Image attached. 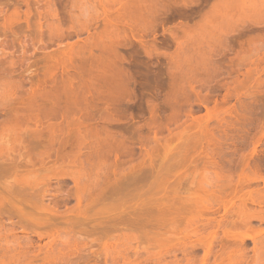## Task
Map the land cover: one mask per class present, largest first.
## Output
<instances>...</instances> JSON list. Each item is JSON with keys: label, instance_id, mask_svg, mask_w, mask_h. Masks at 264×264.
Listing matches in <instances>:
<instances>
[{"label": "rangeland", "instance_id": "obj_1", "mask_svg": "<svg viewBox=\"0 0 264 264\" xmlns=\"http://www.w3.org/2000/svg\"><path fill=\"white\" fill-rule=\"evenodd\" d=\"M113 1L115 3L116 1H118L117 6H115L116 4L113 2L114 4L113 7L115 10L116 8H118L119 6L118 4L120 3L119 2L120 0H113ZM132 1L133 0H129V1L121 0V2L128 5L129 9ZM179 1L180 0H177V4L175 5L176 8L172 6L173 10L171 8L172 10L171 12L170 10L169 12L167 11L168 13L163 12L164 17H162L163 13H161V18L168 17L167 22L169 21L167 23L166 20L164 21L163 19L164 23L166 22V24H164V27L167 28L168 26L172 27L173 24H176L174 26L180 24L181 21H183L184 17L182 18L181 15L179 14L190 15L189 17L190 19L188 18V20L191 22H189V24H193L194 21L197 22V20H199L198 14L200 13L197 10H200L199 9L200 6L203 4L205 5L206 3L207 7L204 5L203 8L201 7L202 8L201 11L204 12L207 10L206 8L210 9V7L208 6H211L210 3L212 4L215 0H200V1L196 0L195 2L196 6L191 4H190L191 6L184 5L185 9L182 8L181 6L182 3ZM111 3H112L111 0H0V49H2L3 45L6 46L8 43L7 47L14 48L13 50H15L14 52L16 53V55L13 53L14 55L5 54L2 56L0 54V156L2 155L1 158L3 157L2 159L1 158L0 159L3 160L2 162H4L5 164L12 163L13 161L12 166L13 165L16 166V170L14 169L15 167L13 168L12 166H10L11 169L8 166V169L6 168L7 169L6 170L4 167L5 165L2 164L3 165L2 166L0 164V166L4 167L3 169H1L2 167H0V169L2 170V171L0 170L1 171L0 210L2 211L0 212L2 213L0 215V226H1L0 249L5 248V251L0 250L1 252H3V254L1 255L2 257H0L1 259L3 258V260L0 261L1 262L0 264H174L176 260H177V263L175 262L176 264H199V262L201 264L202 262H204L205 264L206 261H204L203 250L206 249L205 248L206 246L202 245L205 246L204 247L205 249L202 248L201 245L198 246L199 248L198 247L197 248L195 247V249H193V247L191 248L190 244L192 239H196V238H192V236L194 237L197 234L189 236L190 230L192 228L194 229L197 228L198 231L199 228L201 232L200 233L201 236L205 235L202 236L204 240L205 237L207 238L209 236L208 241L212 232H216L215 234H217L218 236L219 239L218 241H220L221 240L220 237L223 236L224 237L222 238V241H224L225 239H227L225 238V235L222 234L224 233V231H222L224 225H225L224 230L227 227H229L228 228L229 231L231 228L232 229L234 228L233 230L230 231V233H227V235L231 234L230 236H232V238L235 239L232 241L235 242L236 239L237 238L240 239V237L242 238L244 237L248 239H243L244 242L241 241L240 239L239 241L235 243L233 242V244H231L230 246L231 248L232 245L234 246V244L235 246L237 244L239 245L238 247L240 248L235 249V247H233L235 250L238 251L237 253H234L236 252L235 250L232 251L230 250L231 252H229V248H230L229 246H228V252L227 250H224L226 249L227 244L230 245V243L232 242L231 241L232 238L228 239L229 242L224 246L221 244L222 241L219 243V245L221 244V247L226 246L224 249H222V252L218 251V249L220 250V247L217 246L218 243L213 244L210 252L212 256L210 258L209 256L207 257L209 258V260H207V258L205 259L208 261V264L211 263L214 264L215 261L212 258L214 255H216L214 256V258L219 256V258L218 257L216 258V260L218 259L217 262L219 264V260L226 253L228 254H226V256L222 261L220 260L221 262L220 264H264V257H262L264 253L263 250L264 247L261 246L264 245L262 244L264 240L261 241V239L264 238L260 236L257 237L255 235L257 233L256 232L257 227L264 228V224L262 223L260 224L257 220L259 217L263 218L264 216V184H263L264 183L263 180L264 179V134L261 137L262 139H260V141L257 144H255L256 139H253V136L254 137L260 136L259 135L260 129L264 130V118L260 119V122L262 120L261 123L263 125L261 123H258V121L257 124L255 125L256 122L254 121L255 122L254 123L252 119H248L249 118L247 115L248 113H245V112H250V110L254 111L255 109H257L254 112L255 113L257 112L256 115H258V117L264 115V72L262 71V73L259 74L261 69L264 68L263 66L264 58H262L264 57L263 56L264 49L262 50V48L264 47L263 45L264 39H260L256 43V46L263 45V46H259L261 51L257 50L258 52H261L263 54L262 56L259 53H255L256 49L258 48L255 49L253 46V49H255V51L253 50L255 53V54L253 53V55L259 54L258 56H261L262 58V60L260 58L261 62L259 63L256 59L258 58V56L257 57L255 56L254 58L258 63L257 62L252 63L253 65L256 64L255 65L256 68L255 66H253L252 70L255 68V71L258 70V72L254 71L255 73H253L252 70L250 71L249 69L251 68L252 65L249 66L250 63L247 61L248 65L247 63H245L247 66L243 64V66L238 67V70L239 68H241L240 71H238L235 68L238 72H240V74L237 75L238 73L236 74V70H232V71L229 70L228 67L229 63L227 64V61L230 62V60L234 59L233 54H234V47L236 46L235 40L237 39V37L236 35L234 37V35L232 34L234 32L230 33V30L229 32L227 30L226 32H228L230 39L232 37H234L235 39L234 44L230 42L231 43L230 46L231 48H233L230 50L233 51L231 52L230 50L229 51L227 50V52L230 53L226 54V51L218 49L216 50V53H214L215 55L214 54L213 55L215 57L217 56L218 59L221 61H222L221 57L224 55L227 58L229 57L233 59L225 60L227 58H224L222 63L224 61H226V63H223L221 76H217V77L216 74L212 73L211 70L208 71L210 68L207 69L208 66L206 67V65H205L206 69L205 67H203L204 75H206V77L203 76V72H202L203 70H201L202 68L201 69L199 68L201 66H204V64L203 65H201L202 63L199 65L197 64L198 59H196L195 55L198 52H195L196 50H193L194 48H197V45L195 42L191 41L192 43H194L193 45L195 47L191 45L193 49L188 48V46L190 45L186 40L185 42L188 44L187 47L186 45L184 46L187 49H191V51L186 50L184 48L185 51H187L186 52L187 54L183 55V53H185L184 51L183 53L180 54V57L181 55H183L182 58L185 61L187 60L186 64L188 65V66L185 65L184 62L181 61L183 64L182 67L183 69L189 67L188 70L191 69L193 70L192 67H196V66L192 62L194 61L192 57L195 56V59L197 60V61L195 60L196 62L195 64H197V67L199 66L198 68L199 70H197V72L195 71V73L198 72L200 73L201 71L202 76L199 74H196L197 75L196 76L193 73L194 71L192 72L191 70L187 72L186 70L185 73L188 77L187 76L185 77H187V81L189 79V75H188L189 72H192L190 73L192 74L190 75L192 76L190 77V79L192 78L191 79L192 82L189 81L191 85L188 82L189 85L188 84L187 85L188 87L190 86L191 90L189 91L187 89L190 92L189 93L185 89V92H183L185 93V95L181 93V90L184 88H181L180 91H178V93L176 92V94H174V96L172 95L169 97H166L167 95L164 96L163 95L164 92L162 91L167 90V88H165L166 81L164 82L165 84L163 86V89H157L159 92H157V94L155 95L158 98H156L154 101L157 100L156 102H158V104L160 103L158 107V113L160 116L162 115L161 118L167 117L164 120L162 119V121H165L164 122L165 124H162L165 128L161 127L160 129H163L162 131L160 129L156 131L155 128L154 130H152V128L147 129V127L146 129L149 131H145L146 130L145 127H144L145 130L141 129V134H143L142 138L145 137L144 139L146 141V142L144 141L145 143L143 142L145 144L144 145L145 148L141 147L143 146L142 145L143 143L140 146L139 144L140 141L138 140V142L135 141V144H133L134 146L132 145L131 147L130 145L133 154L130 153L129 147L126 148L129 150V151L127 150L126 153H125L126 150L125 148L124 151H122L123 150L122 148H119L118 149L119 151H121L122 153L124 152L123 153L124 157L122 153H120L118 150H117L118 153H116V151L115 152L110 151L111 153L108 151L109 154L112 153L115 154L109 156L107 154L108 152H105L104 157L108 156L107 157L108 159L106 158L105 160V158L103 157H101L102 159H100V157H97L99 156L97 154L96 156L94 155V153L91 154L90 150L88 149L85 143L79 142L78 144L74 141H71L73 145L75 144L74 146L78 144V146H76L78 147V150L79 149L81 150V148L83 147L81 150L82 151L81 152L82 155H81V153L77 150V148L75 149V147H73L72 145L73 150L74 149L76 150V151L74 150L73 152V154L75 153L73 157H71L72 154H69L71 155L70 157L66 155L68 154L66 152L67 148H69L71 145L68 144L69 147L67 146L65 148L66 150L65 149L63 150L62 148L59 149L60 147L57 146L58 145L57 143H59L57 141H60L61 143V138H62V135L60 134V127H62L60 124L61 119L60 117H57L59 114L56 115L57 113L55 114V112H53L55 116L52 115V112H50V110L47 109L48 107L51 106V105L49 106L48 104H50V101H52L53 98H56L57 96L61 97L63 96V93L67 94L66 93L67 89L60 83L62 82L60 78L62 77L63 78L62 80L64 81L65 79L66 81V72L68 71L69 73H71L72 68L76 65L73 63V61L76 60L77 56L78 57L80 56L83 59L89 58L86 57L85 55L81 56L82 54H87V52L86 53L82 52L83 50V49L81 50V47L83 48L82 45L83 44L88 45L90 43H93L92 41H96L95 40L96 38H94L93 36L96 34V32L98 33V31H99L98 37L105 35L102 34L105 33L103 32V30H105V26L101 20H104V18L106 19V15L114 14L113 7L110 10L112 5ZM123 3L120 5H123ZM102 4L104 6L106 5V9H108L106 10L107 12H103ZM120 7L121 6H119V9ZM125 7L122 6L123 9ZM128 8L126 9L129 10ZM119 11L121 12V10ZM175 11L177 13L179 11L180 13L176 14ZM124 12L123 14H125ZM196 12L197 14H195ZM168 15H173V16L169 17ZM178 15L182 18V20L180 19V22H179V18L177 21V17H179ZM263 20L260 22L261 23L264 22ZM262 24L260 26L255 25L257 28L259 26L258 29L257 28L255 29V26H253L250 30L251 33L249 31L246 35L245 34L246 32H244L242 35L246 37V36H254L260 34L262 30L264 31V26ZM37 26H39V28ZM82 27L83 29L81 31ZM87 27L89 31L87 30ZM124 28L123 31H126ZM92 29H96L97 31L96 30L92 31ZM38 30L40 32H37ZM156 31H157L155 32L156 41L162 40L164 45L166 46L165 48H161V49L162 50L165 49L164 52H167L166 53L167 55L169 53H173L176 47L174 46L173 42L170 40L168 33L162 32L160 26L157 27ZM209 31L210 33L212 32L210 29ZM35 32L39 35L37 36ZM87 32L88 34L90 33L89 37L92 38L87 37L88 36ZM197 33L196 35L195 33H193L194 36L193 40H195L196 37H198L199 39L200 33L198 34ZM207 34L209 35V32ZM69 35H71L72 37ZM208 35H206V37ZM144 36L146 37V38L144 37V39H146L147 42L153 41L152 38L154 36L152 35V33L151 34L149 33L147 35L145 34ZM180 36H181V32H180ZM209 36L210 39L209 37L207 38L210 43L208 41L205 42L208 45L209 44L212 45L210 41L212 35L210 34ZM241 36L238 38V40L240 41L243 40V43L245 40L247 42V40L249 39V38L246 39L247 37L245 38ZM205 39L203 40L199 39L202 45L203 44L205 45V43H203ZM230 39L229 41L233 40V38L232 40ZM84 40H88L87 41L88 43L87 42L85 43ZM74 41L76 43H73ZM32 44L35 45V48ZM69 44L70 47H66L69 46ZM71 44H75V45H71ZM132 44H133L132 47L136 48L137 49L136 51L138 52V50H140L139 44L138 43L136 44L135 42L134 43L132 42ZM246 44L245 43L243 44L244 47ZM208 45H205L206 48L209 47ZM63 46H65L66 50L67 48H69L68 50H73L72 51L73 53H71L70 51L66 52ZM78 46L79 48H77ZM32 47L34 48L35 51L32 49ZM60 47L63 49H61ZM132 47H131V51H129L130 47L125 49L119 48V51L127 55L128 52H132L135 50V49L133 50ZM38 48L39 50H37ZM236 48L238 49V46H236ZM23 50H25L24 53H22ZM56 50L58 51V53L56 52ZM77 51L81 55L80 54L77 55L78 54ZM188 51L190 53H192V51L195 53L194 56L191 57V59L190 57H188L190 55ZM43 52H45V55L42 54ZM46 52L48 53L46 54ZM50 52H52L53 54H50ZM59 52L62 53L60 54ZM69 52L71 54H68ZM74 52H76L77 54H75ZM94 53H96V51ZM139 53H140L139 56L143 58L144 56L142 54V50H140L138 54ZM218 53L222 54L220 55L221 57L219 56ZM57 54H59L60 57ZM56 55L58 57H55ZM253 55L251 59L254 60ZM40 56L42 57V59ZM62 57H65L63 58V61L62 59H58ZM141 57L137 59L139 60L146 59V61H148L147 58L142 59ZM164 57L159 56L158 62H160L163 65H166L167 58ZM180 57L179 59L181 60ZM47 58H49L50 61H48ZM214 59H215L214 61L217 62V58ZM46 61L49 67L51 68V70L49 67H46L47 65ZM69 61L72 62L74 66L73 65H72L73 67L68 66L71 70L69 69L70 71L66 70L65 72L63 70H65L66 68L68 69V67L65 68L64 66H67ZM156 61L157 59L156 58L154 59L153 57L149 60V63L150 62L155 63ZM219 63L221 64V62ZM234 63H232V66H234ZM257 64L258 65L260 64L259 67L257 66ZM68 65H70V63ZM54 66L55 68L56 67L57 68L55 69ZM130 68L132 70L134 69L132 66ZM249 71L252 73H249ZM209 72L212 73V75L209 74ZM245 72L246 73L248 72L249 73L248 75L254 74L253 76L256 77L252 78L251 77L252 75H250L249 77H251L252 78L251 79L246 75L251 80H248V78H246L248 81L246 80L247 82L245 84L243 83L244 81L243 79H245V76H243V74ZM256 73H258V75H256ZM34 74H39L38 75L39 77H37ZM49 74H51L52 76ZM37 78L38 79L40 78L41 81L38 80ZM55 78L56 80H54ZM141 78L138 77L139 82H141L140 81ZM196 78L197 79L199 78V80H195ZM202 78L205 79L203 80ZM51 79L53 82L50 81ZM35 80L36 81L38 80L41 83L38 82L37 85ZM141 80H142L141 83H143L144 81L143 78ZM238 80L239 82L243 80L241 82L244 84L242 86L243 88L239 86L241 85V83H238ZM187 81H185V83H187ZM64 82L63 84L65 85ZM45 83L46 84L49 83L50 85L51 84L52 85L51 86L46 85ZM151 83L152 85H149L150 87L147 86L144 87V89L142 86L139 87L138 92L146 91L147 93L150 92L152 93L154 90L153 85L155 83L152 81L149 84ZM236 83H238V85ZM34 84H36L37 88L34 86ZM30 86H33L34 88ZM60 86L61 89H59ZM62 86L64 87L63 89L65 90L62 89ZM244 87H246V89ZM145 88L146 89L150 88V89L149 90L147 89L148 90L147 91ZM185 88H187V86ZM35 89L37 90V92H34ZM40 89L41 92H43L44 96L41 95V93L39 92ZM49 90L54 92L55 94L50 93ZM59 90H63V91L60 92ZM32 92L35 94L37 93V95H34ZM38 93H40V97L42 96V99L43 97L45 98L44 99L45 101L46 99L50 100V101L48 100L49 102L48 104H45L47 105V107L44 105L43 102L44 100L38 98L39 97ZM56 93H58L57 96H55ZM29 94L33 96V99L32 98L29 99L30 102H28L27 100L28 99L27 97L30 96ZM51 95L52 96L54 95V97H52ZM68 95H70L69 92ZM34 96L37 97V99L36 98L34 99ZM172 97L176 99L175 100L171 99ZM185 97L187 99H185ZM253 98L255 100H253ZM161 99L162 102L164 101V104L166 103L165 107L163 105L161 106V104H163L160 102ZM39 100L42 101L44 107L42 106V103ZM167 100L169 101L174 100L173 101L174 103L171 104ZM45 103H47V101ZM41 107L43 109H40ZM70 107L71 108L68 109L73 110L71 105ZM160 107L163 108L161 109ZM134 108L135 107L129 108L134 116V121H138V124H143V122L146 121L145 120L146 117L148 120L149 113H147V111L145 110L146 108L144 107V105L142 106V109L135 108L136 109L135 110ZM142 110L144 111L143 113ZM51 111L53 110L51 109ZM67 113H66V117L70 119L69 122V120H67L66 118L67 123L68 122L73 123L72 119H75L74 118L75 116L73 117V114L75 113L71 112V110H69V112L67 110ZM69 113H73V114H69ZM50 115H52L54 119H52V116ZM70 115L73 118H69ZM168 115L170 116V118L172 116L174 118L172 117L170 119ZM56 119H59L58 120L59 123L57 122ZM248 120H250L249 123ZM36 121H39L40 123L38 122L36 123ZM56 122L58 125H52L53 123L55 124ZM69 123L68 125L71 127V129L70 127L67 128L68 126H66L65 128L69 129V131L70 130L73 131V127H72L73 125L71 123L72 125L71 126ZM126 123H127L126 121H122L118 123V126L116 124H113V127L116 126L117 128H119L120 126V128H124ZM50 124L52 126H56L54 127V129L56 128L57 130V131L56 130L53 131V127L52 129H50V131L54 132L52 137L53 138L55 137L54 138L55 141L57 140L56 141L57 145L56 144L53 145L55 141H53L54 143L52 142V140L47 141L49 143L52 142L50 145L53 146L51 147L53 148V150L50 148L49 143L47 144V142L44 141L46 140L45 136H44V140L43 138H41L43 140V142L41 141V145L40 142L38 143L40 138L37 139L38 137L37 138L35 137V139L38 141L37 142L36 140L33 141L35 136L34 133L35 132L40 133L37 130L40 131L42 130L45 132L47 126L51 127ZM37 125H39V127ZM131 125L132 124H130V126L127 128L131 129ZM261 125L263 126V128ZM58 126L60 127L58 128ZM257 126H260L261 128L259 127L260 129H258ZM256 129L257 132L255 131ZM151 130L153 131V134H151L152 132ZM263 130L261 132H264ZM50 131L46 130L45 134L44 132H41L42 134H38V135H40L39 137L41 136L43 137V134L46 135V133ZM154 131L157 132V134L154 133ZM53 132H51V134ZM62 132H65V130ZM30 133H33V135H30ZM51 134L50 137L46 135L49 140L51 139ZM146 134H148L149 137ZM257 134L259 136H256ZM26 135L31 136L32 139L31 144L32 145L34 144L35 146L34 145L32 146L30 144L29 141L30 138L26 137ZM134 137L135 135L133 136V140L137 138ZM153 137L155 138L157 137L156 140L159 139L157 140V144L156 142L154 143L155 140H152ZM27 138L29 144L32 147L28 146V144L26 143ZM26 145L28 148H24ZM79 145L81 146V148H79ZM56 147L59 150L56 149ZM72 147H70L69 149H71ZM27 149L32 151L30 154L28 150L30 154L29 158L27 156L28 153L27 152L25 153V150ZM254 149L256 151L255 153H253ZM142 150H146V151L144 152ZM64 151L66 152V154H64L65 153ZM51 152H53L54 155ZM56 152H58L59 154H64V156L66 155L65 157L67 158L69 157V158L67 159L61 155L58 157ZM146 152H148L150 157L152 158H150L149 155H146V158L144 159L145 156H143L142 154ZM77 153L78 154L80 153L81 155V156L79 155L80 158L76 155ZM87 154L88 155L90 154V156L88 157ZM55 155L59 159L58 158L56 159ZM100 155L102 156L103 154ZM91 156L94 157L90 159ZM60 157H64L65 160L64 159L62 160V158L60 159ZM94 158H97L99 161ZM183 159L184 161H181ZM115 161L117 162L115 163ZM150 161L153 162L151 163ZM140 162H142V164ZM244 163L245 164L247 163L248 166L247 164L245 165ZM179 164H181L182 166L181 165L179 166ZM255 164L256 166L258 165L257 167H259L258 172H255V167H253L255 166ZM141 165H143V167H141ZM9 169L10 170L14 169L15 171L9 172ZM3 170L4 171L6 170L8 173L6 171H5L6 173H4ZM127 170L130 172L129 175H128L129 172L127 173ZM130 170L131 171L134 170L136 172H131ZM137 170H139V173ZM133 174L137 175L135 176V179L137 181L134 179V176H132ZM119 176L122 177L126 176V178L128 177L127 179L124 177L126 181H130L129 177L132 176L133 181L131 178V182L130 183L127 182L128 185L130 186L124 184V182L126 183V181H124L122 184V179H121L122 177ZM118 177L121 181L118 180ZM118 181H120L119 184ZM123 185H125V187L120 188V186ZM233 191L234 192L236 191L237 193H234ZM173 193L174 195H172ZM176 193H177L176 196L177 200L181 198L183 201L184 199V203L181 201L182 205H184L183 207L180 204V201L178 202L179 205L181 206H179L178 203L174 202L176 203V205L179 206L180 209L184 208V210L182 211L184 212L183 214L180 212L181 210H179V213H177V215H181V216H178L177 218H175L177 215L176 216L174 215L176 213H174L173 215L172 213L170 214V211L175 212L176 209L178 210V206H175L173 203H172L173 205L170 204L171 202L174 201ZM231 195L233 196L237 195L236 199H233V196ZM173 196L174 198H172ZM165 197L166 199L169 198L171 201L169 199L166 200ZM227 200L232 201V202L231 201L228 202V204L232 203V206L230 205H228V207L226 206ZM167 201L169 203H167ZM223 201L225 202V205ZM170 206L172 207L175 206V208L176 207L177 208L175 210H172L174 208L171 209ZM223 206L224 207L226 206V208L228 209L227 210L228 213L224 211L225 209L224 210L222 209ZM185 207L186 208L188 207L187 210H185L186 209ZM211 207L213 209L216 208L215 212L216 213L219 212V213L216 214L214 212L215 213L214 214L213 213L214 210L212 211ZM157 208L160 210V212L161 210L165 209L167 211V213L165 214L166 217L164 216V213L161 214L159 210H157ZM206 208L207 209L210 208L214 215H212L211 213L208 214V212H210L209 211L210 209L206 210ZM217 208L219 209V211H217L218 210ZM150 209L151 210L153 209L152 212L149 211ZM52 210L55 211L56 213L54 212L52 214L53 212ZM147 210L149 211V213H147L148 212ZM165 210H163L162 212H166ZM17 211H20V213L25 212V214L27 215L25 217H28L29 215L28 219L27 220L24 219L22 215L19 217L17 215L19 212L17 213ZM100 211L102 212L103 215H100L101 213ZM153 211L155 212L157 211L155 215ZM223 211L225 212L226 215L223 213ZM78 212H80V215ZM252 215L253 216L258 215L257 216L258 218L256 219L254 217H249ZM246 216L249 217L250 220L249 218H246ZM159 217L163 219V222L161 219H159ZM208 217L210 218L213 217V220H215V222H219L215 224L219 227L221 226L220 223L222 222L224 223V221H226L227 223H225L224 225L222 224L223 227L221 226L222 229L220 227L221 229L220 231L218 230L219 228L217 229L216 227H214L213 225L214 221L212 220V218H211L212 221L210 222V219L208 220ZM222 217L224 219H222ZM244 217L246 219L245 222L249 220L250 223L249 221H247V223H243L244 222L243 221L242 224L240 225L239 223L242 220H244ZM29 218L30 220L32 219L33 221L30 222L31 225L29 223L30 221ZM153 218L155 219V221L158 218L156 224H159L160 220H161L160 222L163 223V224L161 223L159 225L160 227L158 228H157L158 225L156 226V228L159 230L158 232H155L157 230L152 229L155 227L156 224L154 225V227L148 224L150 221L153 220ZM171 219L173 220L176 219L175 223H173ZM207 220L208 222L211 223L212 225L211 228L209 226L210 223H208ZM217 220H220L221 222ZM153 221L150 222V224L153 225L154 223ZM165 221L167 222L170 221L169 224L173 226L171 227L172 229L169 227L170 225L166 226V224L168 223H166ZM228 222L235 225V227H233L232 225L226 227V225H230V223ZM11 223L13 226L11 225ZM33 223L35 225H33ZM146 223L148 225H145ZM172 223L175 225H172ZM203 224L205 226L208 225L207 228H205ZM162 225H165L164 229L162 228ZM11 226L12 228L14 227L15 229V230L13 229L14 233H11L12 232ZM78 227H80V230L78 229ZM9 228H10L9 230L10 232L6 231V229L8 230ZM213 228H215V230L217 229L218 232L215 230L212 231ZM253 228L256 229L255 232L253 231ZM166 229L168 230L166 231ZM195 230L194 232L197 233V231ZM82 231H84V233ZM160 231L161 232L164 231V232L160 234L159 233ZM208 232H210L211 234ZM154 233L156 234L159 233V234H157L156 236ZM197 236L200 235L198 234ZM249 236L254 237V239L252 240L251 237ZM187 237L188 240L186 239ZM214 237L213 239L214 241H216L217 238L215 237L216 238L215 239ZM198 238L199 237H197V239ZM213 239L210 238V240L212 241ZM196 240L193 241L195 242ZM214 241L212 243H215ZM253 241H255L257 250L256 248H254ZM197 242L198 240L195 242V244ZM206 243L207 242L205 241L204 244ZM192 244L191 246H193ZM241 244H245L244 247ZM197 245L199 244H196L195 246ZM214 245L216 246L213 248ZM258 245H260V247L263 248L261 249L262 254H260L261 251ZM184 247L185 250L186 248H188L187 250L189 251L186 254L181 252L184 250L182 249ZM6 249H8V252L11 253L10 254L5 253L7 252ZM239 250L244 251V253L243 252L241 253V251L239 252ZM223 251L224 252L226 251V253H224ZM8 255L9 256L11 255L10 256L11 258L6 257ZM194 259H195V263H193L192 261ZM201 259L203 261H201Z\"/></svg>", "mask_w": 264, "mask_h": 264}, {"label": "bare ground", "instance_id": "obj_2", "mask_svg": "<svg viewBox=\"0 0 264 264\" xmlns=\"http://www.w3.org/2000/svg\"><path fill=\"white\" fill-rule=\"evenodd\" d=\"M112 1V5H111V8H110V6H109V8H110V10L112 9V7L114 6V4H113V0H111ZM123 1V0H122ZM129 1V0H128ZM200 1V0H199ZM101 2V1H100ZM117 2L118 1H116V5L115 6H117ZM120 3L118 4L119 6H121L120 7V9H119V6H118V8H116L115 10H114V7H113V10H114V14L113 15H106V19L104 18V20H105V22H104V20H101L102 21V23H104V26H105V30H103V32H105V33H102V34H105L104 36L102 35V36H100V37H98V33H99V31H98V33L96 32V34H95V32H94V38H96L95 40L96 41H92L93 43H90V44H83L82 46H83V48L81 47V50H82V52H84V53H86L87 52V54H80L78 51V54L76 53V52H74L75 54H77V55H81V56H83V55H85L86 57H89V58H86V59H83V58H81L80 56L78 57L77 56V58H76V60H75V57H74V60L76 61V63H75V61H73V63L74 64H76L75 66H74V64L72 63V62H68V64L70 63V65H68L67 64V66H64L65 68L66 67H71L72 65L74 66H72L73 68H72V71H71V73H69L68 71L66 72V70H69L70 68L68 67V69L66 68L65 70H63V71H65L66 72V81H65V79H64V81L62 80L63 78L61 77H59L60 79H61V81L62 82H60L64 87H66V89H67V94H65V93H63V96H57V94L58 93H56V95L55 96H57L56 98H53V100L52 101H50L49 99V101H50V104H48L49 102H48V100L46 99V101H47V103H45L46 101L44 100L45 98L43 97V99H42V96L40 97V93H41V95H43V92H41V89H40V93H38L39 94V99H42V100H44L43 102H44V105L45 104H48L50 107H48L47 109L48 110H50V112H52V115H54L53 114V112H55V114L56 115H58L57 117H60V119H61V126L62 127H60V126H58V128L60 127V134L62 135V138H61V143H60V141H57V142H59L60 144H61V146H60V144L59 143H57L56 141H55V137L53 138L52 136H53V134H54V132L53 131H55L56 130V128L54 129V127H56V126H52V125H58L57 124V122L59 123V119H56L57 120V122L54 124H50L51 125V127L50 126H47V128H46V130L47 131H50V129H52V127H53V131H50V132H47L46 133V135L48 136V134L50 133L51 134V132H53L52 134H51V139L49 140L48 139V137H50V134H49V136L47 137L46 135H44L45 134V132H46V130H45V132L44 131H40V130H37V131H39L40 133H34L35 134V136H34V140L33 141H35L36 139H35V137L37 138V139H39V141L38 140H36V142L38 141V143L40 142V145H41V141L43 142V140H44V136H45V139L46 140H44V141H51L52 140V142L53 141H55V143L53 144V145H55L56 143L58 144H56L58 147H60L59 149H65L67 146L69 147V145H71L70 147H72V142L71 141H74V142H76V143H78L79 144V142L80 143H85L86 145H87V147H88V149L90 150V152H91V154L92 153H94V155L96 156V154L97 155H99V156H97V157H100V159H102L101 157H103V158H105V160H106V158L108 157H104V155H105V152H110V151H116V153H118L117 152V150L119 149V148H122L121 150L122 151H124L126 148H128L129 147V150H130V153H132V150H131V147H132V145L133 144H135V141L136 142H138V140L140 141L139 142V144H140V146H141V144L145 141V137L144 138H142V136H143V134H141V129H144V127H145V129H146V127H147V129L149 128V129H151L152 128V130H154V128L156 129V131L157 130H159L161 127H164L162 124H165L164 122L165 121H162V119L164 120L165 118H167V117H164V118H161L162 117V115L160 116L159 115V113H158V107H159V105H160V103L158 104V102H156V101H154L156 98H158V97H156V95L155 94H157V92H159L157 89H163V86H164V84H165V88H167V90L166 91H162V92H164V96H166V97H169V96H174V94H176V92L178 93V91H180V89L181 88H184V89H182L181 90V93L182 94H184L185 95V93H183V92H185V89L187 90H191V88H190V86L188 87V82L189 81H191L192 82V78L190 79V77H192V76H190V75H192V74H190V73H192L193 71V73L196 75V74H199V75H201V71H200V73L198 72V73H195V71L197 72V70H199V69H201V70H203L204 68L203 67H205V65H206V67H207V69H209L208 71H212V73H215L216 74V77L217 76H221V72H222V66H223V63H226V61H224L223 63H222V61L224 60V58H227V57H225V55L224 56H220V55H222V54H219V56L222 58V61L221 60H219L218 59V57L216 56H214L215 54L214 53H216V50H218V49H221V50H223V51H226V54L228 53H230V52H227V50L229 51L230 49H233V48H231V46H230V44L232 43V44H234V37H235V35H236V37H237V39L235 40V43H236V46H238V49L236 48V46L234 47V59L233 58H227V59H225V60H230V59H233V60H230V62L229 61H227V64H228V67H229V70H238V67H241V66H243V64L244 65H246L245 63H247V61L250 63V65L249 66H251V68L249 69L250 71L252 70V68H253V66H255V65H253L252 63H256L257 61L260 63L261 62V60H262V58H264V57H262L261 58V56L263 55L261 52H258L259 50H260V48H259V46H263L264 45V43H263V45H259V46H256V43H257V41H259L260 39H264V31L262 30V32L260 33V34H257V35H254V36H243L242 34L244 33V32H246L245 34L247 35V33L251 30V28L253 27V26H257V25H261L262 23H264V22H260V21H262L263 20V18H264V0H215L212 4L210 3V5L211 6H208V7H210V9H208V8H206L207 10V12L206 11H201L202 10V8H203V5H201L200 6V10H197L198 12H200L199 14H198V16H199V20H197V22H193V24H189V22H191V21H189L188 20V18L190 17V15H185V14H179L180 12L178 11V13L176 12V14H179V15H181V17L183 18L184 17V19H183V21H181V23L180 24H178L177 26H174V25H176V24H173L172 25V27H164V24H166V22H167V18H161V13H163V12H165V13H168L169 12V10H170V12L173 10V7L172 6H174L175 7V5L177 4V0H133L132 2H131V6H130V9L128 8V5L127 4H125V3H123V2H121V0L119 1ZM179 2H181L182 4H181V6H182V8H184L185 9V6L184 5H189V6H191V5H195V2H196V0H180ZM198 2V1H197ZM212 2V1H211ZM123 3V5H120V4H122ZM108 4V3H107ZM129 4V3H128ZM191 4V5H190ZM122 6H126L124 9L122 8ZM196 6V5H195ZM204 6H206L207 7V5H206V3H205V5ZM187 7V6H186ZM198 7V6H197ZM196 7V8H197ZM202 7V8H201ZM102 8H103V12H107L106 10H108V9H106V5L104 6L103 4H102ZM126 8H128L129 10H127ZM171 8H172V10H171ZM176 8V7H175ZM181 8V7H180ZM181 8V9H182ZM188 8V7H187ZM195 8V9H196ZM123 9V10H122ZM183 9V10H184ZM198 9V8H197ZM119 10H121V12L123 11L124 12V10H125V14H123V12L121 13ZM127 10V11H126ZM177 10V9H176ZM130 11V12H129ZM168 11V12H167ZM185 11V10H184ZM113 12V11H112ZM203 12V13H202ZM185 13V12H184ZM172 14V13H171ZM195 14H197V12L195 13ZM104 15V14H103ZM164 15V13L162 14V17H164L163 16ZM175 15V14H174ZM178 15V16H179ZM111 16V17H110ZM169 17L171 16H173V15H168ZM180 16L179 17H177V21H178V18H179V22H180V19L182 20V18H181ZM102 19V18H101ZM163 19H164V21L166 20V22L164 23V21H163ZM169 19H171V18H169ZM190 19V18H189ZM193 21V20H192ZM264 21V20H263ZM169 22V21H168ZM167 22V23H168ZM92 23V22H91ZM99 23V22H98ZM258 23V24H257ZM54 25V24H53ZM52 25V26H53ZM82 25V24H81ZM87 25V24H86ZM100 25V24H99ZM263 26H264V24H262ZM85 26V25H84ZM89 26V25H88ZM158 26H160L161 27V29H162V32H167L168 33V35H169V37H170V40L173 42V44H174V46L176 47L175 48V50H174V52L173 53H169L168 55L166 54L167 52H164V50L165 49H161V48H165L166 46L164 45V43H163V41L162 40H157L156 41V34H155V32H157L156 31V29H157V27ZM174 26V27H173ZM255 26V29L257 28ZM259 26H258V28H259ZM38 28H39V26H37ZM96 27V26H95ZM100 27V26H99ZM124 27H126V28H124ZM262 27V26H261ZM101 28V27H100ZM123 28L126 30V31H123ZM257 28V29H258ZM41 29V28H40ZM80 29V28H79ZM78 29V30H79ZM82 29H83V27L81 28V31H82ZM86 29V28H85ZM102 29H103V27H102ZM209 29L213 32V34H212V32L210 33V31H209ZM87 30H88V27H87ZM93 30H96V29H92V31ZM228 30V32H229V30H230V33L231 32H234V33H232L233 35H234V37H232L233 38V40H232V38L230 39V36H229V34H228V32H226ZM260 30V29H259ZM258 30V31H259ZM89 31V30H88ZM97 31V30H96ZM121 31H122V33H121ZM179 31V32H178ZM256 31V30H255ZM261 31V30H260ZM37 32H40L39 30L37 31ZM129 34H128V33ZM179 34H178V33ZM180 32H181V36H180ZM200 33V35H199V39L200 40H203V39H205L204 40V42L203 43H205V45H208L205 41H208V38L207 37H209V39H210V34L212 35V38H211V44L212 45H208L209 47H207L206 48V46L203 44L202 45V43H201V41L198 39V37H196V39L195 40H193L194 39V36H193V33H195V35H196V33ZM209 32V35L207 34ZM236 32V33H235ZM36 33V32H35ZM93 33V32H92ZM151 34L152 33V35L154 36H152L153 38V41L152 42H147L146 41V39H144V35L146 34ZM197 33V34H198ZM208 35L207 37H206V35ZM250 33H251V31H250ZM37 34V33H36ZM87 34H88V32H87ZM128 34V35H127ZM203 34V35H202ZM228 34V35H227ZM39 34H37V36H38ZM243 36V37H245L246 39H248L247 40V42H246V40L244 41V43L246 44L245 45V47H246V49H245V47H244V43H243V40L242 41H240V40H238V38L240 37V36ZM249 35V34H248ZM263 35V36H262ZM42 36V35H41ZM69 36H71V35H69ZM90 36V33L88 34V36L87 37H89ZM97 36V37H96ZM158 36V35H157ZM193 38H192V37ZM204 36H205V38H204ZM228 36H229V38H228ZM241 36V37H242ZM34 37H35V35H34ZM40 37V36H39ZM72 37V36H71ZM263 37V38H262ZM38 38V37H37ZM89 38H92V37H89ZM89 38H86V39H89ZM93 38V39H94ZM99 38V39H98ZM146 38V37H145ZM214 38V39H213ZM33 39V38H32ZM40 39V38H39ZM78 39V38H77ZM93 39H91V40H93ZM158 39V38H157ZM169 39V38H168ZM229 39L230 40H232V41H229ZM240 39H243V38H240ZM90 40V41H91ZM99 40V41H98ZM188 41V43H189V45L190 46H188V48H191V49H193L192 48V46L193 47H195L193 44L194 43H192L191 41H193V42H195L196 43V45H197V48H194L193 50H196L195 52H198L195 56H196V59H198V62H197V64L199 65V64H201V65H203L204 64V66H201L200 68H199V66L197 67V64H195L196 62H195V56H194V52L192 51V53H193V55H192V53H190L189 51H191V49H187V48H185V46L184 45H186V47H187V44L188 43H186L185 41ZM35 41V40H34ZM34 41H33V43H34ZM76 41V40H75ZM73 42V43H76V42ZM85 41V43L88 41V40H84ZM170 41V42H171ZM213 41V42H212ZM263 41V40H262ZM39 42V41H38ZM37 42V43H38ZM79 42V41H78ZM132 42L134 43H138L139 44V46H140V50H142V54H143V58H147V60L148 61H146V59H143L141 56H139L140 55V53L138 54V52L140 51V50H138V52L136 51L137 49L136 48H133L132 47ZM209 42V41H208ZM231 42V43H230ZM88 43V42H87ZM191 43V44H190ZM210 43V42H209ZM4 44H6V43H4ZM13 44V43H12ZM39 44V43H38ZM80 44V43H79ZM7 45H8V43H7ZM7 45L5 46V45H3L2 46V49H0V51H1V56L2 55H5V54H9V55H12L13 53L16 55V53L14 52L15 50H13L14 48H12V47H7ZM33 46H34V48H35V45L34 44H32ZM31 45V46H32ZM67 45V44H66ZM65 45V46H66ZM71 45H75V44H71ZM77 45V44H76ZM192 45V46H191ZM65 46H63V48H65ZM79 46L77 47V48H79ZM86 46V47H85ZM135 46V45H134ZM138 46V47H139ZM164 46V47H163ZM204 48H203V47ZM211 46V47H210ZM253 46H254V48L256 49V48H258V49H256V52L255 53H259L261 56H258V55H253V53H254V51H255V49H253ZM8 49H11V50H8ZM14 47V46H13ZM66 47H70V44H69V46H66ZM128 47H130V50L129 51H131V47L133 48V50L134 51H132V52H128V54L126 55L125 53H123V52H120L119 51V48H128ZM233 47V46H232ZM34 48L32 47V49L34 50ZM44 48V47H43ZM59 48V47H58ZM61 48V47H60ZM63 48H61V49H63ZM71 48H72V46H71ZM70 48V49H71ZM74 48V47H73ZM85 48V49H84ZM186 50H189L188 51V53L191 55H189L188 57H190V59H191V57L192 56H194V57H192V59L194 60V61H192L193 63H194V65L196 66V67H192L193 68V70L191 69V67H190V69L192 70V72H189V79H188V81H187V75H186V70H187V72L188 71H191V70H188V68L189 67H185L186 69H183V67H182V62L181 61H183L184 62V64L185 65H187L186 64V61L182 58V56L183 55H185V54H187L186 52L187 51H185V49ZM206 48V49H205ZM237 50H236V49ZM262 48V47H261ZM16 49V48H15ZM69 48H67V50H66V48L64 49V50H66V52H68V51H70L71 53H73L72 51L73 50H68ZM76 49V48H75ZM264 49V47L262 48V50ZM37 50H39V48L37 49ZM44 50V49H43ZM77 50V49H76ZM86 50V51H85ZM162 50V51H161ZM236 50V51H235ZM254 50V51H253ZM258 50V51H257ZM22 51V50H21ZM20 51V52H21ZM24 51L25 50H23V52L22 53H24ZM35 51V50H34ZM45 51V50H44ZM54 51V50H53ZM96 51V53H94ZM183 51L185 52V53H183ZM222 51V52H223ZM231 51V50H230ZM233 51V50H232ZM231 51V52H232ZM261 51V50H260ZM56 52L58 53V51L56 50ZM65 52V53H66ZM68 53V54H71V53ZM221 52V51H220ZM48 52H46V54H47ZM55 53V52H54ZM60 53V52H59ZM62 53V52H61ZM60 53V54H61ZM181 53H183V55H181V57H180V54ZM254 53V54H255ZM263 53H264V51H263ZM13 54V55H14ZM34 54H35V52H34ZM42 54H44L45 55V52H43ZM41 54V55H42ZM50 54H53L52 52H50ZM89 54V55H88ZM214 54V55H213ZM23 55V54H22ZM21 55V56H22ZM57 55H59V54H57ZM55 56V57H58V56ZM74 55V54H73ZM72 55V56H73ZM252 55H253V58L256 56H258V58H256L257 59V61H256V59L254 58V60L253 59H251V57H252ZM47 56H49V55H47ZM54 56V55H53ZM62 56H63V54H62ZM71 56V57H72ZM76 56V55H75ZM84 56V57H85ZM139 56V57H138ZM159 56H165L164 58H167V62H166V65H163V64H161L160 62H158V58H159ZM199 58H198V57ZM213 56H214V58H217V62L216 61H214L215 59L213 58ZM264 56V55H263ZM41 57V56H40ZM46 57V56H45ZM59 57H60V55H59ZM142 58L143 60H145V61H143V60H139V59H137V58ZM154 57V59L156 58L157 59V61L154 63H149V60L151 59V58H153ZM179 57L181 58V60L179 59ZM63 58H65V57H62V58H58V59H62V61H63ZM66 58H67V56H66ZM80 58V59H79ZM260 58H261V60H260ZM39 59V58H38ZM41 59H42V57H41ZM46 59V58H45ZM54 59V58H53ZM183 59V60H182ZM200 59V60H199ZM47 60L48 61H50V59L49 58H47ZM69 60V59H68ZM67 60V61H68ZM70 60H73V59H70ZM219 60V61H218ZM235 60V61H234ZM249 60H251V61H249ZM37 61V60H36ZM65 61V60H64ZM197 61V60H196ZM201 61V62H200ZM233 61V62H232ZM255 61V62H254ZM34 62V61H33ZM38 62V61H37ZM37 62H36V64H37ZM219 62H221V64L219 63ZM235 62V63H234ZM257 62V63H258ZM42 63V62H41ZM53 63V62H52ZM51 63V64H52ZM188 63V62H187ZM232 63H234V66H232ZM263 63H264V59H263ZM46 64H47V61H46ZM48 65V64H47ZM46 65V67H49V65L47 66ZM57 65V64H56ZM65 65H66V63H65ZM129 65V66H128ZM193 65V66H194ZM247 65H248V63H247ZM246 65V66H247ZM260 65V64H259ZM259 65L257 64V66L259 67ZM43 66V65H42ZM62 66V65H61ZM133 67L134 69L132 70L130 67ZM188 66V65H187ZM264 66V65H263ZM40 67H41V65H40ZM39 67V68H40ZM44 67V66H43ZM45 67V68H46ZM206 67H205V69H206ZM234 67V68H233ZM262 67V66H261ZM50 68V67H49ZM54 68H55V66H54ZM57 68V67H56ZM55 68V69H56ZM197 68V69H196ZM199 68V69H198ZM236 68V69H235ZM249 68V67H248ZM255 68H256V66H255ZM255 68L252 70L253 71V73H255L256 71L258 72V70H256L255 71ZM41 69V68H40ZM43 69V68H42ZM195 69V70H194ZM240 69L241 68H239V70L238 71H240ZM258 69V68H257ZM262 69H264V68H262ZM261 69V71L259 72V74L260 73H262V71L264 72V70H262ZM46 70V69H45ZM50 70H51V68H50ZM59 70V69H58ZM71 70V69H70ZM69 70V71H70ZM236 70V74L237 75H239L240 74V72H238ZM260 70V69H259ZM37 71V70H36ZM44 71V70H43ZM42 71V72H43ZM53 71V70H52ZM249 71V73H252V72H250ZM255 71V72H254ZM41 72V73H42ZM184 72V73H183ZM203 72V76H205L206 77V75H204V70L202 71ZM40 73V72H39ZM165 73V74H164ZM208 73V72H207ZM212 73H210L209 72V74H211L212 75ZM233 73H234V71H233ZM246 73V72H245ZM244 73V74H245ZM248 72L244 75L243 74V76H245V79H243V80H241V82L243 81V83H245L246 84V82L248 81V80H251L252 78H254V77H256V76H253L254 74H250V75H252L251 77H249L250 75H248L249 74ZM32 74V73H31ZM53 74V73H52ZM61 74H64V73H61ZM206 74V73H205ZM219 74V75H218ZM34 75H36L37 77H39L38 75L39 74H34ZM49 75H51V74H49ZM223 75H224V72H223ZM236 75V76H237ZM249 77V78H251V79H249L247 76ZM256 75H258V73H256ZM31 76V75H30ZM48 76V75H47ZM46 76V77H47ZM52 76V75H51ZM60 76V75H59ZM185 76H187V77H185ZM197 76V75H196ZM202 76V75H201ZM45 77V76H44ZM56 77V76H55ZM138 77H142L143 78V83H141L142 82V78L140 79V81L141 82H139L138 81ZM193 77H194V75H193ZM207 77H209V76H207ZM213 77V76H212ZM54 78V77H53ZM64 78H65V76H64ZM166 78V79H165ZM246 78H248V80L246 79ZM31 79V78H30ZM36 79V78H35ZM38 79V78H37ZM149 79H151L155 84V86L153 85V92L151 93H147L146 91H141V92H138V88L139 87H143V89H144V87H150L149 85H152V83L151 84H149L150 82H152L151 80H149ZM203 80L205 79V78H202ZM201 79V80H202ZM212 79V78H211ZM210 79V80H211ZM38 80H40V78L38 79ZM36 81L35 80V82H36V84L38 85V82L39 81ZM43 80V79H42ZM54 80H56V78L54 79ZM194 80V79H193ZM195 80H199V78L197 79H195ZM202 80V81H203ZM236 80H237V78H236ZM247 80V81H246ZM32 81H34V80H32ZM31 81V82H32ZM41 81V80H40ZM50 81H52V79L50 80ZM150 81V82H149ZM166 81V82H165ZM185 81H187V83H185ZM44 82V81H43ZM42 82V83H43ZM46 82V81H45ZM48 82V81H47ZM53 82V81H52ZM59 82V81H58ZM63 82L65 83V85L63 84ZM165 82V83H164ZM198 82H200V81H198ZM207 82V81H206ZM241 82H239V80H238V83H241ZM34 83V82H33ZM39 83H41V82H39ZM56 83V82H55ZM190 83V82H189ZM238 83H236L237 85H238ZM243 83H241V85H239L240 87H242L244 84ZM36 84H34V86L36 87ZM46 84V83H45ZM60 84V85H61ZM188 84V85H187ZM225 84H227V83H225ZM32 85V84H31ZM46 85H50L49 83H47ZM52 85V84H51ZM50 85V86H51ZM184 85H186L187 86V88H185L186 86H184ZM190 85H191V83H190ZM206 85V84H205ZM39 86H40V84H39ZM45 86V85H44ZM62 86V89L64 88ZM238 86V87H239ZM246 86V85H245ZM30 87H33V86H30ZM152 87V86H151ZM192 87V86H191ZM239 87V88H240ZM34 88V87H33ZM37 88V87H36ZM44 88V87H43ZM46 88V87H45ZM243 88V87H242ZM245 89H246V87H244ZM250 88V87H249ZM47 89V88H46ZM51 89V88H50ZM59 89H61V86H60V88ZM146 89V88H145ZM148 89V88H147ZM146 89V90H147ZM150 89V88H149ZM148 89V90H149ZM156 89V90H155ZM52 90H53V88H52ZM57 90V89H56ZM63 90H65V89H63ZM63 90H59L60 92L61 91H63ZM147 90V91H148ZM187 90V91H188ZM237 90H238V88H237ZM50 91V90H49ZM48 91V92H49ZM55 91V90H54ZM151 91V90H150ZM188 91V92H189ZM247 91V90H246ZM34 92H37V90L35 89L34 90ZM68 92L70 93V95H68ZM156 92V93H155ZM166 92V93H165ZM31 93V92H30ZM33 93V92H32ZM50 93H54V92H52V91H50ZM190 93V92H189ZM230 93V92H229ZM34 95H37V93L35 94V93H33ZM55 94V93H54ZM153 94V95H152ZM250 94H252V93H250ZM30 96H31V94H29ZM179 95V94H178ZM181 95V94H180ZM244 95H245V93H244ZM248 95V94H247ZM28 96L27 98V100H28V102H30V98H32L33 99V96ZM44 96V95H43ZM52 96V95H51ZM158 96V95H157ZM161 96V95H160ZM163 96V97H164ZM188 96V95H187ZM249 96V95H248ZM253 96V95H252ZM52 97H54V95L52 96ZM250 97H251V95H250ZM37 99V97H35L34 96V99ZM255 98V97H254ZM253 98V100H255ZM163 99V98H162ZM162 99H161V103H163V104H161V106L163 105L164 107L166 106L165 104H164V101L162 102ZM171 99H176V98H174V97H172ZM185 99H187L186 97H185ZM250 99H252V98H250ZM173 100V101H174ZM39 101H41V100H39ZM167 101H169V100H167ZM171 101V100H170ZM169 101V103H174L173 101H171L170 102ZM177 101V100H176ZM34 102V101H33ZM33 102H31V103H33ZM37 102V101H36ZM184 102V101H183ZM255 102V101H254ZM41 103H42V101H41ZM178 103H179V101H178ZM171 104H170V107H171ZM68 105H69V107H68ZM70 105L72 106V108H73V110L72 109H68V108H71L70 107ZM144 105V107L146 108L145 110L147 111V113H149L148 115H149V117H148V120H147V117H146V121H144L143 122V124H138V121H134V116H133V114H132V112L130 111V109L129 108H131V107H135V108H137V109H142V106ZM174 105V104H173ZM172 105V106H173ZM40 106H41V104H40ZM42 106H43V103H42ZM46 107H47V105H45ZM168 106V105H167ZM29 107V106H28ZM44 107V106H43ZM52 107V108H51ZM169 107V106H168ZM134 108V109H135ZM161 109L163 108V107H160ZM40 109H43L42 107L40 108ZM51 109L53 110V111H51ZM68 110V112H69V110H71V112H73V113H75V114H73V113H69V114H73V117L75 118V119H72L73 120V123H72V125H71V123H69L70 122V119H68L67 117H66V113H67V110ZM144 109V108H143ZM166 109V108H165ZM248 109V108H247ZM136 110V109H135ZM172 110V109H171ZM180 110H181V108H180ZM249 110V109H248ZM255 110H257V109H255ZM254 110V111H255ZM43 111V110H42ZM165 111V110H164ZM254 111H251L250 110V112H245V113H248L247 115H248V117H246V118H248V119H252L253 120V122L255 123V125L257 124V121H258V123H261L262 122V120H261V122H260V119H263L264 117V115L263 116H259L258 117V115H256V113L254 112ZM144 111L142 110V113H143ZM173 112V111H172ZM162 113V112H161ZM39 114V113H38ZM68 114V113H67ZM187 114V113H186ZM52 115H50V116H52ZM190 115V114H189ZM237 115V114H236ZM37 116V115H36ZM42 116V115H41ZM40 116V117H41ZM50 116H48V117H50ZM55 116V115H54ZM69 116V115H68ZM141 116V115H140ZM43 117V116H42ZM73 117H71V115H70V117L69 118H73ZM168 117L170 118V116L168 115ZM173 117V116H172ZM171 117V118H172ZM39 118V117H38ZM47 118V117H46ZM66 118H67V120H69V124L73 127V131L72 130H70V131H72V132H70L69 131V129H67V128H69L70 126L68 125V123H67V121H66ZM170 118V119H171ZM174 118V117H173ZM242 118V117H241ZM244 118V117H243ZM52 119H54V117L52 116ZM38 120V119H37ZM47 120V119H46ZM55 120V121H56ZM166 120H168V119H166ZM239 120V119H238ZM251 120V121H252ZM122 121H126L127 123H126V125L127 124H129V125H127V127H129L130 126V124H132L131 125V129H129V128H127L126 127V125H125V127L124 126H122V127H124V128H120V126H119V128H117L116 126L115 127H113V124H116L117 126H118V123L119 122H122ZM142 121V120H141ZM249 121L250 120H248V123H249ZM40 123L39 121H36V123ZM63 122V123H62ZM130 122V123H129ZM163 122V123H162ZM46 123H48V122H46ZM262 124V123H261ZM263 125V124H262ZM261 125V126H262ZM38 127H39V125H37ZM36 126V127H37ZM41 126V125H40ZM66 126H68L67 128H65ZM166 126H168V125H166ZM48 127H50V128H48ZM251 127V126H250ZM254 127V126H253ZM256 127V126H255ZM260 126H257V128L258 129H260L259 128ZM65 128V129H64ZM165 128V127H164ZM262 128H263V126H262ZM49 129V130H48ZM65 130V132H62V131H64ZM70 129H71V127H70ZM144 129V130H145ZM145 130V131H149V130ZM253 129H255V128H253ZM62 130V131H61ZM129 130V131H128ZM151 130V131H152ZM161 131L163 130V129H160ZM263 130V129H262ZM261 129H260V136L257 134L256 136H259V137H254L253 136V139H256L254 142H255V144H257L259 141H260V139H262L261 137L263 136V134H264V132H261L262 131ZM34 131H36V130H34ZM57 131V130H56ZM254 131V130H253ZM256 132H257V129L255 130ZM259 131V130H258ZM264 131V130H263ZM31 132H33V131H31ZM41 132H44V134H43V137L41 136V137H39L40 135H38V134H42ZM147 133V132H146ZM154 133H156L157 134V132H155L154 131ZM254 133V132H253ZM29 134V133H28ZM36 134H37V136H36ZM57 134H59V133H57ZM151 134H153V131L151 132ZM150 134V135H151ZM30 135H33V133H30ZM28 136V135H26V137H29L30 138V144L32 143L31 142V136ZM135 135V137L134 138H136V139H134L133 140V136ZM147 136H148V134H146ZM155 135V134H154ZM55 136V135H54ZM157 136V135H156ZM149 137V136H148ZM41 138H43V140L41 139ZM142 138V139H141ZM157 138V137H156ZM156 138L155 137H153V139L152 140H155L154 141V143L156 142V144H157V140H159V139H157L156 140ZM250 138H251V136H250ZM250 138H249V140H250ZM54 139V140H53ZM56 139H58V138H56ZM150 139V138H149ZM26 140V139H25ZM143 140V141H142ZM148 140V139H147ZM27 141H28V138H27ZM26 141V143L28 144V146H30V147H32L30 144H29V141L27 142ZM51 142V143H52ZM71 142V143H70ZM146 142V141H145ZM144 142V143H145ZM49 142H47V144H48ZM51 143H49V145L51 144ZM142 144L143 146L145 145V144ZM148 143V142H147ZM69 144V145H68ZM78 144H76V146H78ZM75 145V144H74ZM73 145V147H75V149L77 148V150H78V147H76V146H74ZM130 145H131V147H130ZM35 146V145H34ZM134 146V145H133ZM143 146H141L142 148H145V146L143 147ZM147 146V145H146ZM29 147V148H30ZM51 147H53L52 145H50V148ZM69 147V148H70ZM73 147L71 148L72 150H73ZM24 148H28L27 147V145L24 147ZM69 148H67V153L68 154H66V152L64 153V154H66L67 156H71V155H69V154H72V156L71 157H73V155H75V153L73 154V152H74V150L72 151L71 149H69ZM79 148H81V146L79 145ZM83 148V147H82ZM82 148H81V150H82ZM125 148V149H124ZM134 148V147H133ZM132 148V149H133ZM31 149V148H30ZM52 150H53V148H51ZM56 149H58L57 147H56ZM55 149V150H56ZM58 149V150H59ZM69 149V150H68ZM28 150L29 149H27V150H25V153L27 152L28 153V158H29V155L31 154V150H29V152H30V154H29V152H28ZM66 150V149H65ZM80 149L78 150L80 153L82 152ZM86 150V149H85ZM127 150L128 149H126L125 150V153L127 152ZM128 150V151H129ZM147 150V149H146ZM146 150H142V151H146ZM57 151V150H56ZM68 151H71V152H68ZM76 151V150H75ZM77 151V152H78ZM87 151V150H86ZM119 151V150H118ZM148 151V150H147ZM90 152H88V153H90ZM104 152V153H103ZM109 152L107 153L109 156L110 155H112V154H109ZM120 153H122L121 151H119ZM151 152V151H150ZM256 151H255V149L253 150V153H255ZM53 155H54V153L53 152H51ZM57 153V156L59 157L60 155L61 156H64V154H59L58 152H56ZM80 153L78 154H76L78 157H79V155H80ZM111 153V152H110ZM124 153V152H123ZM122 153V155H123V157H124V154ZM148 152H146V153H144V154H142L143 156H145L144 157V159L146 158V155H149V153L147 154ZM50 154V153H49ZM100 154H103L102 156L100 155ZM106 154V155H107ZM115 154V153H114ZM113 154V155H114ZM133 154V153H132ZM51 155V154H50ZM65 155V156H66ZM81 155H82V153H81ZM80 155V156H81ZM127 155H129V154H127ZM126 155V156H127ZM2 156V155H1ZM1 156H0V158H1ZM64 156V157H65ZM87 156L89 157L90 156V154L88 155L87 154ZM120 156V155H119ZM55 157H56V155H55ZM58 157H56V159L58 158ZM60 157V159L62 158V160L64 159L65 160V158H67V157ZM68 157V158H69ZM75 157V156H74ZM94 157V156H93ZM92 156H91V158L90 159H92L93 158ZM132 157H133V155H132ZM148 157V156H147ZM149 157H150V155H149ZM148 157V158H149ZM3 158V157H2ZM1 158V159H2ZM67 158V159H68ZM80 158V157H79ZM147 158V159H148ZM150 158H152V157H150ZM149 158V159H150ZM0 159V161L2 162L3 160H1ZM59 159V158H58ZM66 159V160H67ZM94 159H96V160H98L97 158H94ZM108 159V158H107ZM116 159V158H115ZM154 159V158H153ZM152 159V160H153ZM104 160V159H103ZM104 160V161H105ZM61 161V160H60ZM99 161V160H98ZM102 161V160H101ZM181 161H184V159L183 160H181ZM243 161V160H242ZM0 162V164L2 165V164H4L5 166V169L7 168L8 169V166H9V168L11 169V167L10 166H12V164H13V161H12V163H7V164H5L4 162H2L1 163ZM29 162V161H28ZM117 161H115V163H116ZM143 162V161H142ZM142 162H140L141 164H142ZM151 162V161H150ZM149 162V163H150ZM153 162V161H152ZM151 162V163H152ZM186 162V161H185ZM255 162V161H254ZM148 163V164H149ZM178 163V162H177ZM181 163V162H180ZM183 163V162H182ZM256 163V162H255ZM15 164V163H14ZM29 164V163H28ZM245 164V163H244ZM247 164V163H246ZM245 164V165H246ZM7 165V166H6ZM25 165H26V162H25ZM24 165V166H25ZM144 165V164H143ZM143 165H141V167H143ZM152 165V164H151ZM181 164H179V166H180ZM243 165V164H242ZM3 166V165H2ZM2 166H0V167H2ZM139 166V165H138ZM145 166V165H144ZM182 166V165H181ZM247 166H248V164H247ZM258 166V165H257ZM256 166V164H255V166H253V167H255V172H258V168L259 167H257ZM262 166V165H261ZM4 167H2L1 169H3ZM15 170H16V166H12ZM140 167V168H141ZM252 167V168H253ZM145 168V167H144ZM147 168V167H146ZM149 168H151V167H149ZM251 168V169H252ZM0 169V170H1ZM6 169V170H7ZM9 169V172H13V171H15L14 169H12V170H10ZM131 169V168H130ZM137 169H138V167H137ZM143 169V168H142ZM141 169V170H142ZM260 169H262V168H260ZM5 170V171H6ZM140 170V171H141ZM2 171V170H1ZM1 171H0V173H1ZM4 170H3V172L4 173H6ZM131 171V170H130ZM138 171V173H139V170H137ZM150 171V170H149ZM253 171H254V169H253ZM2 172V173H3ZM115 172V171H114ZM121 172V171H120ZM129 171L127 170V173H128ZM131 172H136V171H134V170H132ZM8 173V172H7ZM137 173V174H138ZM150 173V172H149ZM260 173V172H259ZM115 174V173H114ZM122 174V173H121ZM130 174V172L128 173V175ZM132 174V173H131ZM253 174V173H252ZM256 174V173H255ZM127 175V174H126ZM142 175V174H141ZM254 175V174H253ZM123 176V175H122ZM122 176H119V177H122ZM132 176H134V179H135V176H137V175H132ZM129 177V180L130 181H126L125 179H124V177L126 178V176H124V177H122L121 179H122V184H123V182L124 181H126V183L124 182V184L125 185H128V183H130L131 182V178H132V181H133V177ZM261 176V175H260ZM119 177H118V180H120L119 179ZM140 177V176H139ZM128 178V177H127ZM126 178V179H127ZM137 178V177H136ZM253 179V178H252ZM136 180V179H135ZM255 180V179H254ZM259 180V179H258ZM257 180V181H258ZM264 180V179H263ZM121 181V180H120ZM120 181H118V184H119V182ZM137 181V180H136ZM135 181V182H136ZM252 181V180H251ZM256 181V180H255ZM260 181H261V179H260ZM128 182V183H127ZM239 182V181H238ZM237 184V183H236ZM264 184V183H263ZM125 185H123V186H120V188L121 187H125ZM128 186H130V185H128ZM119 187V186H118ZM234 192V191H233ZM234 193H237L236 191L234 192ZM233 194V193H232ZM172 195H174V193L172 194ZM176 196H177V193H176V195H175V199H174V201L173 202H171L170 204H174L175 206H178L179 205V202L178 201H180V204L182 205V202L184 203V199H183V201H182V199L181 198H179L178 200L176 199ZM231 196H233V195H231ZM235 196V197H234ZM233 196V199H236V197H237V195H234ZM170 197V196H169ZM227 197V196H226ZM161 198V197H160ZM172 198H174V196L172 197ZM171 198V199H172ZM221 198V197H220ZM225 198V197H224ZM239 198V197H238ZM162 199V198H161ZM165 199H166V197H165ZM169 199V198H168ZM168 199H166V200H168ZM222 199V198H221ZM170 200V199H169ZM159 201V200H158ZM171 201V200H170ZM182 201V202H181ZM225 201V200H224ZM223 201V203H224V205H225V202ZM231 201V200H230ZM230 201H228L227 200V203H226V206L228 207V205H230V206H232V203H229L228 204V202H230ZM165 202V201H164ZM174 202H176V203H178V205H176V203H174ZM232 202V201H231ZM161 203V202H160ZM160 203H158V204H160ZM167 203H169L168 201H167ZM0 204H1V202H0ZM163 204V203H162ZM161 204V205H162ZM172 204V205H173ZM234 204V203H233ZM181 205H179V206H181ZM159 206V205H158ZM165 206V205H164ZM175 206L174 207H172V206H170V208L172 209V208H174V209H172V210H175L176 208H175ZM179 206H178V210L176 209V211H178V212H174V211H170V214L172 213V215L174 214V213H176V214H174L175 216L177 215V213H179V210H181L180 212L183 214L184 212H182L183 210H184V208L183 209H180L179 208ZM184 205H182V207H183ZM226 206L223 208L222 207V209L224 210V211H226V213H228L227 212V208H226ZM161 207V206H160ZM169 207V206H168ZM181 207V208H182ZM156 208V207H155ZM163 208V207H162ZM167 208V207H166ZM186 208V207H185ZM188 208V207H187ZM187 208L185 209V210H187ZM210 208H206V210H209ZM211 209H212V211H213V213L216 211L215 209H213L212 207H211ZM211 209L209 210L210 212H208V214H212V215H214L213 213H212V211H211ZM218 209V208H217ZM153 210V209H152ZM152 210L150 209L149 211H151L152 212ZM157 210H159L158 208H157ZM163 210H165V209H163ZM163 210H161V212H160V210H159V212L161 213V214H163L164 213V216H165V214L167 213V211L166 212H162ZM170 210V209H169ZM190 210V209H189ZM49 211V210H48ZM51 211V210H50ZM53 211V210H52ZM80 211V210H79ZM148 211V210H147ZM146 211V212H147ZM149 211L147 212V213H149ZM217 211H219V209L217 210ZM223 211V213L225 214V212ZM0 212H2L1 210H0ZM20 213V211H17V213ZM22 212V211H21ZM55 211H53L52 212V214L54 213ZM86 212V211H85ZM98 212V211H97ZM96 212V213H97ZM101 212V211H100ZM154 212V215H155V213L157 212H155V211H153ZM19 213L17 214L19 217L22 215L23 216V218L24 219H28V217H29V215H28V217H25V216H27L26 214H25V212H22V213H20V215H19ZM56 213V212H55ZM79 213V215H80V212H78ZM159 213V214H160ZM217 213H219V212H217ZM216 213V214H217ZM2 213H0V215H1ZM29 214V213H28ZM51 214V213H50ZM84 214V213H83ZM83 214H82V216H83ZM143 214V213H142ZM151 214V213H150ZM149 214V215H150ZM158 214V215H159ZM100 215H103L102 214V212L100 213ZM105 215V214H104ZM157 215V216H158ZM169 215V214H168ZM226 215V214H225ZM261 215V214H260ZM85 216V215H84ZM161 216V215H160ZM175 216H173V217H175ZM178 216H181V215H177L175 218H177ZM258 216V215H257ZM257 216H249V217H254V218H258ZM262 216V215H261ZM166 217V216H165ZM249 217H247L246 216V218H249ZM31 218V217H30ZM30 218H29V220H30ZM170 218H171V216H170ZM212 218V220H213V217H211ZM211 218L210 217H208V220L210 219V222L212 221L211 220ZM159 219H161L160 217H159ZM215 219V218H214ZM222 219H224L223 217H222ZM222 219H220V220H222ZM253 219V218H252ZM148 220V219H147ZM147 220H145V221H147ZM154 220V221H153ZM153 225L152 224H150V222H152V221H150L148 224L149 225H151V226H153L154 227V225L156 224V221L158 220V218L156 219V221H155V219L153 218ZM162 220V222H163V219H161ZM160 220V221H161ZM169 220V219H168ZM172 220V222L173 223H175V221H176V219L175 220H173V219H171ZM208 220H207V222H208ZM220 220H217V221H220ZM242 220V219H241ZM245 217H244V220H242L239 224L241 225L242 224V222L243 223H247V221H249L250 220V218H249V220H247L246 222H245ZM258 222L261 224H264V216H263V218L262 217H259L258 219ZM32 221V219L29 221V223ZM159 221V224H156L155 225V227L154 228H152V229H155V230H157V231H155V232H158L159 230L157 229L158 227H160L159 225L162 223V222H160ZM214 222V227H216L218 230H220L221 231V229H222V227H223V225L225 224V223H227L226 221H224V223L222 222V223H220L221 224V229H220V227L219 226H217V225H215V224H217V223H219V222H215V220H213ZM12 222V221H11ZM27 222V221H26ZM33 222V221H32ZM166 223H168V224H166V226L168 225H170L169 224V222H167V221H165ZM206 222V221H205ZM210 222H208V223H210ZM221 222V221H220ZM9 223V222H8ZM172 223V225H175V224H173ZM228 223H230V222H228ZM249 223H250V221H249ZM147 223L145 224V225H148ZM163 224V223H162ZM223 224V225H222ZM11 225H12V223H11ZM17 225H19V224H17ZM30 225H31V223H30ZM33 225H35L34 223H33ZM158 225V226H157ZM202 225V224H201ZM204 225V224H203ZM219 225V224H218ZM233 226V227H235V225H233L232 223H230V225H226V227L227 226ZM248 225V224H247ZM250 225V224H249ZM13 226V225H12ZM12 226H11V233H14V227L12 228ZM39 226V225H38ZM80 226V225H79ZM156 226H157V228H156ZM164 226V227H163ZM205 226V225H204ZM208 226V225H207ZM207 226H205V228H207ZM210 228L212 227V225H211V223H210ZM244 226V225H243ZM260 226V225H259ZM1 227V226H0ZM37 227V226H36ZM81 227V226H80ZM80 227H78V229L80 230ZM170 228L171 227H173V226H169ZM193 227H195V226H193ZM35 228V227H34ZM38 228V227H37ZM162 228L164 229L165 228V225H162ZM170 228H168V229H170ZM192 228V227H191ZM224 228H225V225H224ZM224 228L222 229V231H224V233H222L223 235H225V238H227V239H223L224 241H222V238L224 237H220L221 238V240L220 241H218L219 239H218V236H217V234H215L216 232H212V231H214L215 230V228H213V230L212 231H210V232H212V234L210 233V232H208V233H210L213 237H214V234H215V237L217 238V242L216 241H214V239H213V237L210 235V238H212L213 239V241L215 242V243H212L213 241L212 240H210V238H209V241H208V237L206 238L205 237V240L202 238V236H205V235H202L201 236V232H200V230H199V228H198V231H197V228H192L191 230H190V234H189V236H191V235H195V234H199L200 236H192V238H196L197 239V237H201L200 239L198 238L197 240H198V242L199 241H203L202 243L201 242H197L196 244H199V245H197V246H195L196 244H195V242L197 241L196 239H192V241H191V244L194 242L193 240H196L192 245L193 246H191V244H190V247L192 248L193 247V249H195V247L197 248L198 246H202V245H205V246H202V248H204L205 250H203L204 251V253H203V255H204V261H206L205 262V264L207 263L208 264V261L207 260H209V258L212 256L211 255V248H212V245L213 244H216V243H218L217 244V246L218 247H220V250L218 249V251L219 252H222V249H224L226 246V249H224V250H227V252H228V246L230 247L231 246V244H233V242L234 241H232V240H235V239H233L232 238V236H230L229 234L227 235V233H230V231L231 230H233L232 228L230 229V231H229V227H227L225 230H224ZM259 228V229H258ZM14 229V230H13ZM36 229V228H35ZM168 229H166V231L168 230ZM172 229V228H171ZM203 229V228H202ZM217 229L215 230V231H217ZM256 229H257V231H256ZM256 229H254L253 228V231L255 232H257L255 235L257 236V237H262V238H264L263 236H264V228H260V227H257ZM10 230V228L7 230L6 229V231H8V232H10L9 231ZM84 230V229H83ZM160 230H162V229H160ZM194 230L195 231H197V233L196 232H194ZM85 231V230H84ZM84 231H82L83 233H84ZM202 231V230H201ZM219 231V232H220ZM227 231H229V232H227ZM152 232H153V230H152ZM164 232V231H163ZM163 232H159L160 234H162ZM193 234H192V233ZM218 232V231H217ZM159 233H157V234H159ZM156 236H157V234L156 233H154ZM187 234V233H186ZM203 234V233H202ZM221 234V235H222ZM258 234V235H257ZM188 235V234H187ZM207 235V234H206ZM209 235V234H208ZM262 235V236H261ZM161 236V235H160ZM226 236H229V237H226ZM186 237V236H185ZM214 237V238H215ZM249 237H251V236H249ZM215 238V239H216ZM230 238H232L231 239V243H230V245L229 244H227L228 242H229V240L228 239H230ZM187 240H188V237L186 238ZM190 239H191V237H190ZM207 239V240H206ZM240 239H241V241H243L244 242V240L243 239H248V238H242V237H240ZM240 239H236V241L235 242H237V241H239ZM251 239L253 240L254 239V237H251ZM226 240H228V241H226ZM264 239H261V241H263ZM190 241V240H189ZM207 242L206 244H204V242ZM224 243H222V242ZM226 241V242H225ZM185 242V241H184ZM221 242V244L224 246V245H226L225 247H221V244L219 245V243ZM234 242V243H235ZM254 242V248H256V244H255V241H253ZM178 243V242H177ZM201 243V244H200ZM238 243H240V242H238ZM242 243V242H241ZM195 244V245H194ZM237 244V243H236ZM259 244V243H258ZM260 244H261V242H260ZM262 244H264V241H263V243ZM181 245V244H180ZM185 245V244H184ZM243 247H244V245L245 244H241ZM84 246V245H83ZM176 246H177V244H176ZM216 245H214L213 246V248L215 247ZM239 245L237 244L236 246H235V244H234V246L232 245V248L230 247L229 248V252H231L232 250H235L236 248H240V247H238ZM259 247H260V245H258ZM262 247H264V245H261ZM0 247H1V245H0ZM3 247V246H2ZM181 247V246H180ZM233 247H235V249L233 248ZM242 247V248H243ZM199 248V247H198ZM201 248V247H200ZM201 248V249H202ZM182 249H184L183 251H181L182 253H184V254H186L187 252H189L187 249L188 248H186V250H185V247L184 248H182ZM244 249V248H243ZM242 249V250H243ZM260 249V251H261V249H263V248H259ZM1 251L2 250H4L5 251V248L4 249H0ZM231 250V251H230ZM255 250V249H254ZM256 250H257V248H256ZM264 250V249H263ZM0 251V257H2L1 255L3 254V252H1ZM6 251L7 252H5V253H8V254H10L11 252H8V249H6ZM236 252H234V253H237L238 251L237 250H235ZM241 250H239V252H240ZM259 251V252H260ZM224 252V251H223ZM244 253V251H241V253ZM210 253V254H209ZM224 253H226V251L224 252ZM189 254V253H188ZM226 254H228V253H226ZM226 254H224V256H220L221 257V261L224 259V257L226 256ZM260 254H262V251H261V253ZM202 255V256H203ZM263 255H264V253H263ZM262 255V257H264ZM11 256V255H10ZM9 255L8 256H6V257H10ZM209 256V258H207ZM214 256H216V255H214ZM214 256L212 257L213 258V260L215 261L214 262V264H216V262L218 261V259L216 260V258L218 257L219 258V256H217V257H215L214 258ZM4 258H5V256H4ZM11 258V257H10ZM9 258V259H10ZM202 258V257H201ZM207 258V260H205ZM1 260H3V258L1 259L0 258V261ZM220 260H219V264L221 263L220 262ZM263 260V259H262ZM193 261V263H195V259L194 260H192ZM191 261V262H192ZM201 261H203L202 259H201ZM176 263H177V260L175 261ZM174 262V264H176ZM190 262V261H189ZM188 262V263H189ZM1 263V262H0ZM199 264H201L200 262H199ZM202 264H204V262H202ZM212 264V263H211ZM217 264H218V262H217Z\"/></svg>", "mask_w": 264, "mask_h": 264}]
</instances>
